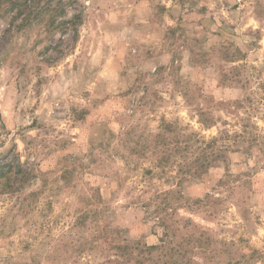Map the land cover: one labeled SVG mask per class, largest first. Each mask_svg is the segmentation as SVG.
Returning <instances> with one entry per match:
<instances>
[{"label":"rangeland","instance_id":"374dc122","mask_svg":"<svg viewBox=\"0 0 264 264\" xmlns=\"http://www.w3.org/2000/svg\"><path fill=\"white\" fill-rule=\"evenodd\" d=\"M0 264H264V0H0Z\"/></svg>","mask_w":264,"mask_h":264},{"label":"trees","instance_id":"16d2710c","mask_svg":"<svg viewBox=\"0 0 264 264\" xmlns=\"http://www.w3.org/2000/svg\"><path fill=\"white\" fill-rule=\"evenodd\" d=\"M164 245V243H162ZM117 249L120 251L122 249H125V248H120V247H117ZM163 249H164V246H158V247H144L143 250L139 251L138 254H146L147 255V258H145L146 260H154L155 257H154V254L153 252H159L162 253L163 252ZM160 256V255H159ZM165 254L162 253L161 257H164ZM116 257V256H115ZM122 259V255L121 256H118L117 259ZM115 263H118V260H115Z\"/></svg>","mask_w":264,"mask_h":264}]
</instances>
